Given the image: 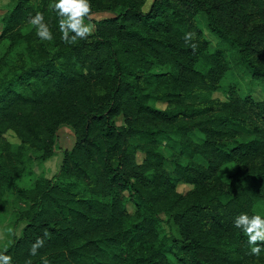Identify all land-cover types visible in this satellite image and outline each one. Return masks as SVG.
<instances>
[{
  "label": "trees",
  "instance_id": "1",
  "mask_svg": "<svg viewBox=\"0 0 264 264\" xmlns=\"http://www.w3.org/2000/svg\"><path fill=\"white\" fill-rule=\"evenodd\" d=\"M11 1L0 35L22 50L0 57V199L15 194L23 224L0 251L13 264H264L234 226L241 213L264 215V96L221 85L230 56L264 79V0H91L109 14L75 45L61 40L54 0ZM36 11L52 42L28 25ZM201 19L218 37L212 50ZM61 124L73 141L57 170L19 186L58 147Z\"/></svg>",
  "mask_w": 264,
  "mask_h": 264
},
{
  "label": "rangeland",
  "instance_id": "2",
  "mask_svg": "<svg viewBox=\"0 0 264 264\" xmlns=\"http://www.w3.org/2000/svg\"><path fill=\"white\" fill-rule=\"evenodd\" d=\"M150 0H144L142 8L145 9ZM11 0H0V17L8 9L11 4ZM94 17L99 18L109 14L108 11L99 10L93 11ZM202 32L207 41V49L212 50L218 44V37L209 31L204 26V21H200ZM19 28L20 32H23L27 29L28 25L23 24ZM12 37V35H11ZM22 48L19 44H14L13 41L9 40V37H4L0 35V57L5 55H15L16 52L21 51ZM229 67L224 73V76L221 78V85L225 87L228 83H234L236 91L243 95L245 92H248L252 98L259 99L264 96V79L252 77L244 68V66L237 62L232 56L229 57ZM4 71V67L0 68V73ZM212 97H217L219 99H225L223 92L219 89L211 91L210 94ZM155 104L159 107L164 106L163 101H156ZM115 122H121L118 116L115 117ZM6 137L15 141V135L10 131H6ZM73 141V134L70 127L67 124H61L56 130V144L58 147L54 148L53 153L43 160H32L30 165L26 167L27 170L21 174L19 178L16 179V183L19 186H29L32 184L33 180L38 175H44L46 177L51 176L58 168L61 150L62 147H69ZM162 149H165L164 143L160 144ZM137 155V159H139ZM194 159L199 162H203L202 158L198 155H194ZM164 166L166 168H171V162L166 161ZM234 168V164H228L223 166L219 171V174L226 175L231 172ZM189 184L187 183H178L176 188L180 191H186L189 189ZM22 202L15 196L13 193L7 192L0 199V248L8 244L13 235H17L22 224L23 220L21 219V206ZM163 231L165 233H174V227L170 225L167 221L161 222Z\"/></svg>",
  "mask_w": 264,
  "mask_h": 264
},
{
  "label": "clouds",
  "instance_id": "3",
  "mask_svg": "<svg viewBox=\"0 0 264 264\" xmlns=\"http://www.w3.org/2000/svg\"><path fill=\"white\" fill-rule=\"evenodd\" d=\"M51 11H54L58 17V28L61 40L65 44L75 45L80 40H87L96 30V24L93 22L94 13L92 11L91 0H54L48 5ZM28 25L35 30L36 36L41 41L52 42L54 40L52 25L46 21L45 15L41 11H36L35 15H30L27 21ZM195 33L185 34V41L194 39ZM193 50L196 44H191ZM234 226L243 231L247 236L250 247V255L259 257L264 251V215L247 213L239 214L234 220ZM50 236L47 229L43 236L38 237L31 245L30 256H36L38 250L45 245V239ZM5 247L0 251V264H13V257L6 254ZM25 264H32L31 259L25 261ZM43 264H49L47 258H44Z\"/></svg>",
  "mask_w": 264,
  "mask_h": 264
}]
</instances>
